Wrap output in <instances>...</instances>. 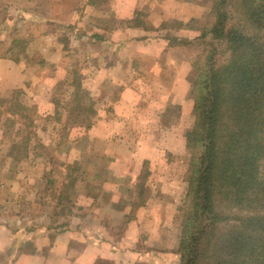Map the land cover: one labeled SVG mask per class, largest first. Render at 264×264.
Returning a JSON list of instances; mask_svg holds the SVG:
<instances>
[{
  "label": "rangeland",
  "instance_id": "374dc122",
  "mask_svg": "<svg viewBox=\"0 0 264 264\" xmlns=\"http://www.w3.org/2000/svg\"><path fill=\"white\" fill-rule=\"evenodd\" d=\"M211 3L0 0V98L19 91L16 101L30 122L0 126V264L48 250L60 231L81 227L82 233L106 222L100 206L127 207L122 220L129 221L146 201L164 203L146 217L160 213L159 226L167 225L159 241L177 245L189 177L184 133L193 123L190 61L199 52L188 39L210 19ZM160 35L176 40L166 52L146 40ZM116 36L124 40L122 51L107 44ZM76 78L94 100V123L100 115L118 123L120 83L135 84L139 98L123 129L92 131L94 123L86 129L68 119L78 101ZM5 110L0 107V120ZM25 135L26 148L12 155L11 146ZM109 218L123 229L118 215ZM75 243L70 240L68 251L79 249Z\"/></svg>",
  "mask_w": 264,
  "mask_h": 264
},
{
  "label": "trees",
  "instance_id": "16d2710c",
  "mask_svg": "<svg viewBox=\"0 0 264 264\" xmlns=\"http://www.w3.org/2000/svg\"><path fill=\"white\" fill-rule=\"evenodd\" d=\"M192 42L199 52L190 61L193 123L184 133L189 177L174 254L178 264H264V0H212ZM73 83L78 101L68 119L88 129L94 100L80 78ZM18 94L0 98V126H29ZM29 141L25 135L10 153Z\"/></svg>",
  "mask_w": 264,
  "mask_h": 264
},
{
  "label": "crops",
  "instance_id": "0c3cea01",
  "mask_svg": "<svg viewBox=\"0 0 264 264\" xmlns=\"http://www.w3.org/2000/svg\"><path fill=\"white\" fill-rule=\"evenodd\" d=\"M182 31L180 30L179 32ZM119 34L122 37L126 35V32H120ZM98 35L101 36L100 34ZM197 35L187 39L193 40ZM106 40H108V45L116 47L118 51L124 49L122 47L125 44L124 40H121L119 36ZM146 40L149 42L148 44L151 42L160 43L161 51L164 50V52L168 51L169 47L171 48L170 37L168 36L160 35V37L155 39L146 38ZM166 63L170 62L167 61ZM125 81V83L121 81L120 86L122 89L120 90L123 95L128 93L131 100L126 102L125 96L121 95L118 102L121 106L115 110V114L119 115L117 118L119 122L112 123L108 120L100 119V115L92 125V131L109 132L114 126H121L123 129L126 126L125 122L130 120L129 118L133 115L130 107L136 105L139 95L137 91V94L134 95L135 84L127 78H125ZM183 96L184 92L182 93ZM163 205L164 203L162 202L146 201L136 209L134 217L129 219V221L122 220L126 213L125 209H128L127 207L119 206V210L114 207H108V210H105V208L103 209L100 206L98 211L106 222H99L88 230L83 229L84 232L82 233L80 232L81 227H78V231H60L55 235L54 243L48 250L19 253L12 258L10 264H96L97 261H105L108 264H178L177 256L174 254L175 244L163 245L159 241V236L162 237L164 227L167 225L166 220H164L163 225L159 226V223L163 221L160 213L158 215L159 218H156L157 215L152 216V219L146 217L145 211H148V215H152L150 211H162L164 209ZM109 215L112 217L118 215L122 226H124L122 227L123 229H118L117 225L111 222ZM141 234L145 235V238L140 236ZM70 240L80 244L79 249L73 253L67 249Z\"/></svg>",
  "mask_w": 264,
  "mask_h": 264
}]
</instances>
